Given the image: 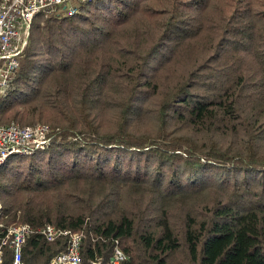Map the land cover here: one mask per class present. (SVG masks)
Here are the masks:
<instances>
[{"label":"trees","instance_id":"16d2710c","mask_svg":"<svg viewBox=\"0 0 264 264\" xmlns=\"http://www.w3.org/2000/svg\"><path fill=\"white\" fill-rule=\"evenodd\" d=\"M12 121L48 124L53 140L0 167L2 229L81 232L83 264L116 240L122 264H264V0L37 15L0 99ZM65 244L35 232L24 264Z\"/></svg>","mask_w":264,"mask_h":264},{"label":"built area","instance_id":"2783aa9c","mask_svg":"<svg viewBox=\"0 0 264 264\" xmlns=\"http://www.w3.org/2000/svg\"><path fill=\"white\" fill-rule=\"evenodd\" d=\"M89 0H0V99L6 94L19 67L31 37L37 15L74 14L82 2ZM51 126L45 123L21 125L15 121L0 124V167L14 154H30L50 145ZM3 204L0 201V213ZM3 228L0 223V264H24V246L28 237L39 233L46 242L66 239L64 250L47 264H83V233L45 223L35 227L29 223ZM7 249L9 252H7ZM11 258L6 261L7 255ZM128 255L116 240L107 261L96 259L91 264H122Z\"/></svg>","mask_w":264,"mask_h":264},{"label":"rangeland","instance_id":"374dc122","mask_svg":"<svg viewBox=\"0 0 264 264\" xmlns=\"http://www.w3.org/2000/svg\"><path fill=\"white\" fill-rule=\"evenodd\" d=\"M62 14V13H61Z\"/></svg>","mask_w":264,"mask_h":264}]
</instances>
